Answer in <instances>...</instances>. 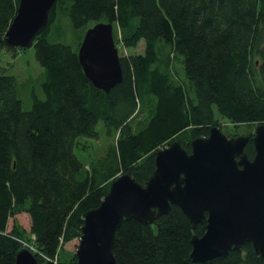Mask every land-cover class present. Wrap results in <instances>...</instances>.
Segmentation results:
<instances>
[{"label": "trees", "instance_id": "16d2710c", "mask_svg": "<svg viewBox=\"0 0 264 264\" xmlns=\"http://www.w3.org/2000/svg\"><path fill=\"white\" fill-rule=\"evenodd\" d=\"M19 3L0 0V51L13 58L26 50L6 41ZM59 17L85 31L112 23L125 48L144 41L145 49L121 56L123 82L106 93L86 76L80 45L50 39ZM31 47L44 71L28 108L19 79L0 74V264H16L24 248L20 230L9 229L20 213L31 218L39 264H78L67 246L81 240L87 212L100 206L117 176L144 185L159 149L178 140L191 152V142L209 136L220 119L264 124V0H58ZM170 56L187 83L176 78ZM143 111L147 118L135 124ZM101 122L119 137L104 161L87 170L76 148L82 138H99ZM206 226L204 219L193 228L177 206L153 223L125 220L114 255L118 264H264L251 243L195 262L192 238Z\"/></svg>", "mask_w": 264, "mask_h": 264}, {"label": "water", "instance_id": "95a60500", "mask_svg": "<svg viewBox=\"0 0 264 264\" xmlns=\"http://www.w3.org/2000/svg\"><path fill=\"white\" fill-rule=\"evenodd\" d=\"M58 0H20L6 41L30 48L49 25ZM83 70L95 87L109 93L123 82L121 56L114 25L90 27L79 46ZM249 135L229 138L219 126L194 139L191 152L174 140L156 152V169L143 185L129 174L115 178L99 207L87 212L77 250L78 264H118L114 255L117 230L125 220L153 223L179 207L193 228L207 219L203 236L192 238V259L205 262L241 251L251 243L264 261V124L252 137L255 155L246 152ZM16 264H39L28 248Z\"/></svg>", "mask_w": 264, "mask_h": 264}, {"label": "rangeland", "instance_id": "374dc122", "mask_svg": "<svg viewBox=\"0 0 264 264\" xmlns=\"http://www.w3.org/2000/svg\"><path fill=\"white\" fill-rule=\"evenodd\" d=\"M52 31L50 34V39L55 41L64 42L71 45L73 48H76L81 44L83 36L85 34V29H75L70 26L66 20L62 17L57 18L54 24L51 25ZM122 37L120 36L119 31L115 35L116 45L119 49L120 56L130 55V54H139L142 53L145 49V42L142 41L139 46L135 49L125 48L121 43ZM165 60V59H164ZM171 70L175 74L177 79H180L182 82H186L184 73L180 64L177 62V59L173 56L169 57L167 60ZM44 69L38 63L34 48L30 47L26 50H22L20 54L13 58L6 51H0V74L8 73L15 75L19 82L21 83L20 89L22 98L24 101V106L29 107L32 103L33 94L40 92V76L42 75ZM148 116L147 111L139 113L134 119L135 124H142ZM217 125L221 128L223 133L227 136L236 137L235 135H254L257 125H243L237 126L231 122L220 119ZM99 138L95 139H81L76 148L77 155L85 163V169L91 170L95 165L102 163L107 156L109 150L116 146L117 139L119 134L113 132L112 134L108 133L103 122L98 125ZM228 136V137H229ZM229 137V138H231ZM118 177V176H117ZM116 177V178H117ZM17 227L20 230L22 235V244L24 247H28L32 252H36V248L33 246L32 241H30L31 234V218L27 213H20L15 217H12L9 223V229ZM32 239H35L34 235L31 236ZM80 244V240H75L67 246L69 252L67 257L71 258L73 253L77 254V250Z\"/></svg>", "mask_w": 264, "mask_h": 264}, {"label": "flooded vegetation", "instance_id": "af4514ba", "mask_svg": "<svg viewBox=\"0 0 264 264\" xmlns=\"http://www.w3.org/2000/svg\"><path fill=\"white\" fill-rule=\"evenodd\" d=\"M253 137V135H251Z\"/></svg>", "mask_w": 264, "mask_h": 264}]
</instances>
